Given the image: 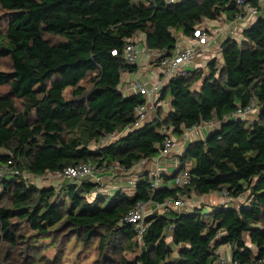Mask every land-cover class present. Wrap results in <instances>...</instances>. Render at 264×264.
Instances as JSON below:
<instances>
[{"label": "trees", "instance_id": "trees-1", "mask_svg": "<svg viewBox=\"0 0 264 264\" xmlns=\"http://www.w3.org/2000/svg\"><path fill=\"white\" fill-rule=\"evenodd\" d=\"M249 1L261 10V0ZM0 10L7 20L0 58L9 69L0 71V167L19 173L0 179L7 258L38 240L64 245L76 238L97 241L99 264H216L215 249L228 245L237 264L264 259V15L244 29L242 41L220 44L222 65L207 59L204 68L172 78L151 123L129 129L146 101L120 90L122 75L138 70L119 56L124 46L141 34L138 46L171 56L178 37L191 38L204 21L232 22L240 12L232 0H0ZM253 102V121L233 118ZM210 122L219 129L188 143L177 158L173 180L184 170L191 176L184 189L164 187L166 175L159 190L144 175L134 195L113 197L96 194L99 184L90 180H62L59 188L30 180L83 164L129 172L159 157L165 132L178 140ZM213 193L246 200L238 207L161 210L147 217L141 243L137 226L122 222L139 203Z\"/></svg>", "mask_w": 264, "mask_h": 264}, {"label": "built area", "instance_id": "built-area-1", "mask_svg": "<svg viewBox=\"0 0 264 264\" xmlns=\"http://www.w3.org/2000/svg\"><path fill=\"white\" fill-rule=\"evenodd\" d=\"M166 4L173 5L181 2L182 0H164ZM240 12L236 14L234 20L232 22H228V26L237 25V23H247L246 20H250V23L254 20H258L262 16V10L254 7L249 0H232ZM248 23L247 25H243V28H247L251 26ZM244 31V29L240 30ZM210 34L208 31V27L202 25L197 28L193 32V36L191 38L180 36L178 39V44L176 46L175 51L171 56L160 54L157 57L158 65L160 68L161 77L157 84L152 89H147L142 86L141 83L133 84L132 90L138 92L139 95L147 97L146 103L139 105L135 109V120L129 126V129H139L145 124L151 123L153 118L152 112L155 114L157 110V96L160 95L161 89L167 84L172 78H180L184 77L187 72V67L189 65L197 66V59L201 52L209 45ZM141 54V48L138 46V40L133 39L129 41L125 46L119 56L125 61L127 65H137L139 61V57ZM113 56H117V52L114 51L112 53ZM257 111V104L251 103L246 108H240L235 113H233V118L235 119H244L247 117H252L255 115ZM231 116V117H232ZM208 126H212L213 123H207ZM201 129V126L197 128ZM166 138L162 147V150L159 155L160 161L161 158L167 157L171 155L174 151L177 140H175L170 132H165ZM114 136H110L109 138H113ZM187 139L186 136L182 137L180 140L183 142ZM177 170H180V166L177 162ZM96 167L90 164H83L76 167H69L64 169L61 172L54 173L52 177L56 181L67 180L70 183H81L86 178H93V182L99 184V188H97L96 194H112L115 190L108 189L107 186L103 185L99 178L96 175ZM7 173L11 174H19L15 169L7 170L4 167H0V179L4 178ZM24 177H28L27 174L21 173ZM150 179V187L153 191L159 190L163 187V179L162 173L160 171H155L148 175ZM49 177H46L47 179ZM32 179V177H30ZM32 181V180H31ZM191 185V176L188 170H184L181 173L177 174L173 181V187L184 189L185 187H189ZM224 197H227L226 193L222 194ZM149 204L139 203L135 209L130 211V213L123 219V223L132 224L137 226V240L138 242H142V237L147 229L145 221L147 219V206ZM162 210H173L176 212H180L185 210L187 206V201L182 198H179L176 201L166 200L162 205H159ZM171 229V228H170ZM227 250H231V247L224 246ZM216 255V264H237L232 261L230 258L222 253L221 249H215ZM258 264H264V259H262Z\"/></svg>", "mask_w": 264, "mask_h": 264}, {"label": "crops", "instance_id": "crops-1", "mask_svg": "<svg viewBox=\"0 0 264 264\" xmlns=\"http://www.w3.org/2000/svg\"><path fill=\"white\" fill-rule=\"evenodd\" d=\"M260 6L262 10V15H264V0L260 1ZM257 21L254 20L250 23V20H246L247 23H237V25L228 26V21L225 18L220 19L218 22H207L204 21V25L208 27V31L210 34V43L207 45V47L201 52L197 59V65H202L204 68L206 66L205 60H212V59H220V65H222L221 60V53H219V46L222 42H224L228 38H235L238 41L243 40L242 36V29L243 25H247L250 23L253 25V23ZM181 36V35H180ZM178 37V39L180 38ZM138 41H140L139 45H141V42L144 40L143 35H138L136 38ZM141 48V54L139 57V61L137 63L138 70L135 73H124L122 75L120 90L125 96H133L137 95L138 92L133 91L132 87L135 83H141L143 87L147 89H152L157 82L159 81L161 77L160 68L157 61V56L160 55L159 52H153L148 51L145 49V47L139 46ZM205 61V62H204ZM204 62V63H203ZM194 66L189 65L186 69L189 71ZM144 97V96H143ZM145 101L147 100V97H144ZM159 98V96H157ZM160 107L162 110H164V113L167 114L170 110V101L164 100L160 101ZM167 105V106H166ZM165 108V109H164ZM153 117L155 116L152 112ZM247 121H253V117H247ZM219 129V123H213L212 126H206L203 129H198L195 131H186L184 136L187 137L185 141H181L180 138L177 140V145L174 149V151L171 153V155L161 158L160 161L157 162L159 159L154 158L151 160H144L140 163L136 164L129 172H123L120 169H115L111 171V174L114 176V180L110 181L107 175H109L106 172L98 173L96 174V177L100 179L101 183L105 186H107L108 189L115 190V192H122L127 195H134L136 184L144 179V175H147L148 173H153L155 171H160L162 175H166L171 177L170 183L165 184L164 187L169 189L173 188V176L176 174L177 171V158L180 157V155L183 153V149L188 143H193L195 141H202L205 140L206 137L214 130ZM183 136V137H184ZM101 172V171H100ZM163 178V177H162ZM85 180H90L93 182V178H86ZM42 183V182H41ZM62 182L60 181H53L51 185H44V183L41 186H52L59 188ZM109 183H112L111 185H107ZM114 192V193H115ZM107 194L108 197H113L115 194ZM246 199V198H245ZM187 201V206L185 208V211H192L194 209H203L204 210H210L217 206H225V207H238L244 202L238 201V200H232L227 197H224L222 194L219 193H213L210 195L197 197L192 195L191 199H184ZM205 205V206H204ZM237 205V206H236ZM161 207L159 205H156L154 203H151L147 206V217L151 216L152 214L160 213ZM218 249L222 250V253L230 258L231 256V250H227L224 246L219 247Z\"/></svg>", "mask_w": 264, "mask_h": 264}, {"label": "rangeland", "instance_id": "rangeland-1", "mask_svg": "<svg viewBox=\"0 0 264 264\" xmlns=\"http://www.w3.org/2000/svg\"><path fill=\"white\" fill-rule=\"evenodd\" d=\"M6 22L7 20L4 17L3 12L0 10L1 35L4 34V31L6 29ZM0 71H9L8 62L6 59L0 58ZM68 93L69 91H67V94ZM109 141L112 142L113 140L109 139ZM102 171L109 174L106 177H108L110 181H113L115 179L111 174L112 169H102ZM102 171L100 172V170H98L97 174L102 173ZM149 174L150 173H148L147 175ZM30 180H32L39 186L43 183L44 185H51V183L55 181L52 177H49L47 179L32 178ZM111 184L112 183H109L107 185ZM245 200V197L238 199V201L241 202H245ZM54 241L52 242L51 240L47 239L38 240L37 242H32L33 248L29 249H27L26 246H20L17 250L14 251V253H12L10 258L6 257L8 252L10 251L9 248L6 246H0V264H42V262L47 261H52L50 264H99L97 241L82 243L76 238H72L64 245L61 244V241ZM126 257L128 259H133L134 255L128 253Z\"/></svg>", "mask_w": 264, "mask_h": 264}]
</instances>
